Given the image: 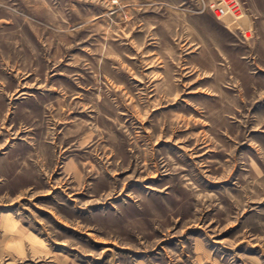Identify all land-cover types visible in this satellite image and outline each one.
<instances>
[{
    "label": "rangeland",
    "instance_id": "374dc122",
    "mask_svg": "<svg viewBox=\"0 0 264 264\" xmlns=\"http://www.w3.org/2000/svg\"><path fill=\"white\" fill-rule=\"evenodd\" d=\"M0 264H264V0H0Z\"/></svg>",
    "mask_w": 264,
    "mask_h": 264
}]
</instances>
